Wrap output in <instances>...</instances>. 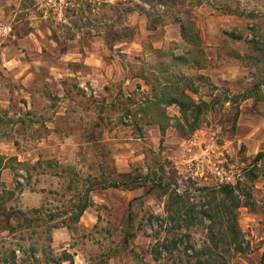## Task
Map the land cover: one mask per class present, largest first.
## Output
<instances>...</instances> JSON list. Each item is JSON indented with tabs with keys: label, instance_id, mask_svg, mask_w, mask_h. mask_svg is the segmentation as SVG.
Masks as SVG:
<instances>
[{
	"label": "rangeland",
	"instance_id": "374dc122",
	"mask_svg": "<svg viewBox=\"0 0 264 264\" xmlns=\"http://www.w3.org/2000/svg\"><path fill=\"white\" fill-rule=\"evenodd\" d=\"M0 264H264V0H0Z\"/></svg>",
	"mask_w": 264,
	"mask_h": 264
},
{
	"label": "trees",
	"instance_id": "16d2710c",
	"mask_svg": "<svg viewBox=\"0 0 264 264\" xmlns=\"http://www.w3.org/2000/svg\"><path fill=\"white\" fill-rule=\"evenodd\" d=\"M182 29H184V26H183V28H182ZM222 191H223V192H225V193H230V190H229V188H228V187H226V186L222 188ZM83 211H84V210H83ZM67 260H68V259H65L64 261H67Z\"/></svg>",
	"mask_w": 264,
	"mask_h": 264
}]
</instances>
